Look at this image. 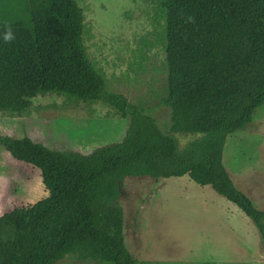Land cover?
Wrapping results in <instances>:
<instances>
[{
    "label": "trees",
    "instance_id": "16d2710c",
    "mask_svg": "<svg viewBox=\"0 0 264 264\" xmlns=\"http://www.w3.org/2000/svg\"><path fill=\"white\" fill-rule=\"evenodd\" d=\"M170 110L163 131L148 107L106 89L89 56L77 0H0V111L25 112L38 95L101 101L128 119L123 138L83 154L0 134L10 156L38 170L47 197L0 215V264L69 257L139 264L125 245L118 200L126 176L186 175L235 204L257 227L264 210L223 164L226 137L264 103V0H158ZM6 27L13 39L5 41ZM176 134L192 136L183 146Z\"/></svg>",
    "mask_w": 264,
    "mask_h": 264
},
{
    "label": "rangeland",
    "instance_id": "374dc122",
    "mask_svg": "<svg viewBox=\"0 0 264 264\" xmlns=\"http://www.w3.org/2000/svg\"><path fill=\"white\" fill-rule=\"evenodd\" d=\"M89 32L90 58L105 72L106 89L148 107L163 131L170 110L165 93V53L160 41L158 0H77ZM128 119L101 101L82 102L55 93L38 95L20 114L0 111V134L28 136L50 148L86 154L120 141ZM181 146L190 135L176 134ZM223 164L236 187L264 210V103L242 129L226 137ZM118 198L123 235L139 264H264L255 224L210 186L186 175L123 179ZM47 197L38 170L10 156L0 145V209ZM1 215V214H0ZM55 264H100L66 257Z\"/></svg>",
    "mask_w": 264,
    "mask_h": 264
},
{
    "label": "clouds",
    "instance_id": "9594fccd",
    "mask_svg": "<svg viewBox=\"0 0 264 264\" xmlns=\"http://www.w3.org/2000/svg\"><path fill=\"white\" fill-rule=\"evenodd\" d=\"M4 39L5 41H9L11 39H13V33L11 31V28L10 27H6V31L4 33ZM2 209H0V214H2Z\"/></svg>",
    "mask_w": 264,
    "mask_h": 264
}]
</instances>
